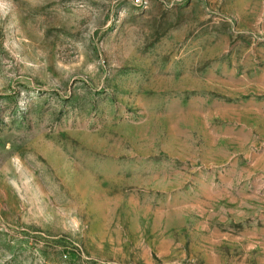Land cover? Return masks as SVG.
<instances>
[{
  "label": "rangeland",
  "instance_id": "374dc122",
  "mask_svg": "<svg viewBox=\"0 0 264 264\" xmlns=\"http://www.w3.org/2000/svg\"><path fill=\"white\" fill-rule=\"evenodd\" d=\"M0 264H264V0H0Z\"/></svg>",
  "mask_w": 264,
  "mask_h": 264
},
{
  "label": "built area",
  "instance_id": "2783aa9c",
  "mask_svg": "<svg viewBox=\"0 0 264 264\" xmlns=\"http://www.w3.org/2000/svg\"><path fill=\"white\" fill-rule=\"evenodd\" d=\"M144 2H146V0H136V3H137V4H142V3H144Z\"/></svg>",
  "mask_w": 264,
  "mask_h": 264
}]
</instances>
